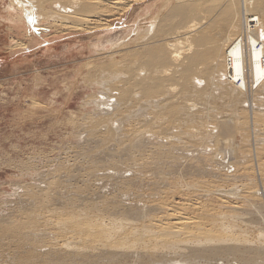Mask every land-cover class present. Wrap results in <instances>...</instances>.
<instances>
[{"label":"bare ground","instance_id":"bare-ground-1","mask_svg":"<svg viewBox=\"0 0 264 264\" xmlns=\"http://www.w3.org/2000/svg\"><path fill=\"white\" fill-rule=\"evenodd\" d=\"M16 1L19 3L20 6L23 7L22 9L24 12H27V13L34 12L38 16L42 15L44 16V18L46 17L47 19L52 18L53 19L52 21L58 22V25L60 22L62 26L67 25L68 27L67 26H64V27H67L68 29L71 28V30L74 27L75 28L73 30H75L76 28L78 29L79 27L82 28L83 25L85 24L87 25L88 23L91 24L92 21L93 23L94 22L96 23L97 22L96 20H98V18L100 17H108V16L110 17V6L111 5L113 6L118 5V4L125 5L124 0H16ZM128 2L129 0H126V3ZM20 6L19 8H21ZM168 10H169L167 11L168 14L165 13L166 15L164 14L163 17L162 16L159 17L161 18V20H159L158 18H155L156 16L152 18L153 20L151 19L152 23L149 25V27L144 32L143 36H141L138 41L131 40L132 41L130 45L131 47L130 48L127 47L129 48L128 50L126 48V52H125L126 56H124L122 65L121 64L119 65V67L120 66L124 67V70H123L124 72L122 71L123 69L122 67H121L122 69H119L124 73V77L121 76L122 80H117L118 79L117 77L120 76V74L118 75L112 74L111 72H109V70L107 72L104 70L105 73L99 74V76L96 75L98 77L97 79L94 78L96 79V81L92 82L93 85H96L97 83H98L97 85L102 84L103 80L104 81L107 80L106 82H109L111 84L113 83L112 86L110 87H112L113 92L116 91L115 92L116 94L114 93L113 95L112 91L111 93L108 92L110 93V96H107L108 99L104 103L100 101L99 102L96 101L95 98H94L95 101H93L94 99L92 101L91 99H89L85 102V105L87 104L88 106L92 104V102L95 103L96 108H94L93 111L95 112L97 116L91 118L92 121L91 120L89 121L91 123H94V127L92 130L94 131L95 130L94 128L98 126V124L101 122H104V124H106V127L109 124L107 127L108 131H107V128L105 131V134L108 132V134H106L108 136L106 137L105 135V137L107 141L111 140L114 136L115 129L118 128L116 127L118 120L119 122L121 121L122 123V119H123V123H125L123 125H125L129 129L130 135L131 137H133L129 139L136 140L137 142L134 141V143L136 142L135 143L136 145L142 144V143L145 145L147 143L149 144L152 141L154 144L155 155L158 156V158H160L162 155L166 153L165 151H168L169 153L179 151L182 154L183 152L185 153L186 151H188L189 148L190 150L192 148L194 150L196 148H199L202 144H205L211 137L212 138L214 137L213 131L212 129L210 130V127L215 126L217 128L218 134L220 133V131H223V133L225 134V138L230 139V141L234 139L239 140L238 144H236L234 147H231V150L229 149L231 151L230 153L237 156L240 159L239 161H242V163L244 162L245 164H247V162L250 163L253 161L256 163L257 171H258L257 174H258L259 179L260 178L262 179V189L264 190V0H198V2L195 4H192L190 2L187 3V2L181 1L175 4L174 6H171V8ZM173 17L179 20V21L176 20L178 22L176 23L175 18H174V21L177 24L175 25L174 23L175 27L171 26V19H173ZM95 18L96 20H94ZM101 25L103 24L101 23ZM89 27L91 26L89 25ZM149 28H151V30H149ZM119 70L117 71V73L123 74L122 72H119ZM111 80H114L115 82H111ZM109 90H111V88ZM111 94H112V97H111ZM103 96H106V95H103ZM246 105H247V108H246ZM103 114H105L106 116H102ZM210 115H213V116H211L210 118ZM210 120L213 122L212 125L214 126H210L209 130L206 129L207 131H205L204 127L206 124H208V122L209 124L211 123ZM90 127H92V124L90 125ZM112 127H116V128L114 129ZM219 129L220 131H218ZM250 129L252 131V134H251L252 139H253L252 142H254V144L260 145L259 147H256L255 149H253L254 151H252V149H250L251 146H249L250 145L249 144ZM216 136L218 137V135ZM123 138H126V136ZM100 139L99 141H101ZM213 139L214 141L216 139V142L213 141L215 143V144L213 143L214 145L213 149H217V146L215 148V145H217L218 144L217 141H220V140H217V138H213ZM210 140L212 141V139ZM208 142L210 143V141ZM175 143H179V146L174 145ZM209 143H207L208 146H210ZM108 144H110V142ZM218 145H221V144L219 143ZM224 146L226 147V143ZM224 146L222 145V147ZM191 153L192 152L189 153V156ZM92 154L93 153H91V155ZM103 154L104 153H102V155ZM150 154H151V151H150ZM181 154L180 155L177 154L179 158L176 157V159H179L180 162L179 163L174 162L176 163L175 167H172V169L170 168L173 171L171 172V174H176V177H174L171 180L172 182L176 184L170 183V185H173L171 186L172 189H175V190L171 189L173 192L170 191L171 192L170 194H167L169 193L167 192V190L164 191L165 189L160 190L158 188L160 186H165L166 180H168L169 178H172L173 176L172 177L164 176V178L161 177L163 179L162 181L159 175H165L164 173L166 172L159 174V171H157L159 167L156 165L151 169L153 170L156 168L155 171L158 172V174L154 173L152 177L158 178L157 180L158 182H156L157 186L154 187L152 190L158 191V193L156 192V193H152L151 195L149 194L148 195L149 199L147 198V196H145L146 194L143 195L144 193L141 194V196L133 193L134 195L139 196V198L133 199V202H131L130 200L131 204L128 203L129 204V205L127 204L128 208L125 210H122L121 213L119 212L118 214H114L115 212L110 211V212H113V215H111L112 213H110L109 210L103 211L105 210V208L102 206L103 204L100 205L102 207L101 210L99 209V207L98 209L97 208L91 209L87 207L89 208L87 209L86 207L82 206L79 208V210L78 209L76 210V209L65 206L66 207L65 212L68 213L67 215H70L68 217L69 219L65 221L62 226L55 225V223L51 225V227L61 226L59 228L50 227V230H49L48 229L49 226L47 225L48 228H46L47 227L46 226L45 230L48 229L49 231L52 232L55 229V233L57 235L55 237L58 239L59 238H63V240L65 239L64 242L67 244L66 245L64 244V245L66 247H69L70 250H72L70 248L72 246L73 249H75V251L72 250L74 252L72 251L71 252L74 253L75 255H78V257L81 254L82 257H80L79 260L83 262L84 264H86L87 262L94 263L96 261L94 259L100 258V257L101 258L103 257L104 259H107L108 261H112V262L117 261L120 258L135 257V261L136 260L140 261L141 262L140 264H210L209 263V261L211 260L210 257L215 254H219V252H221L220 250L223 251V249L232 250V249H236L239 246H242L244 248L256 247V249L249 248V251L256 250V252L258 253L259 251L260 252L264 251V230L263 229L261 231L259 230L258 233L256 232V230L253 232L252 227L250 228L247 224H244V225L241 224V223H244L243 221H241V223L240 222L236 223L235 220L228 219L229 217L227 215H220L221 214L220 210H219L220 214L215 213L213 209L212 210H203V209L200 210L198 209L199 207H197L196 204H193V202L188 199V192L190 191V194H191V192L194 190L197 191V193L199 192V194L204 192V194H206L207 196L213 195L214 191H216L217 189L218 190L216 192L221 193L222 189H219V188L220 186H222L223 183H225L224 185H226V182H223L220 185L218 184L219 186H216L217 184L209 186L210 185L209 182H212L214 180L209 181L210 179L207 180L206 176H204L206 177L204 178V180L203 179L201 180L202 178L201 176H203L204 174L206 175V173L208 172L207 171L208 167H211V165L205 166L202 164L205 167L208 166L207 169L205 170L204 169L205 167L197 165L196 161L194 163L192 159L191 161L193 162V164H190V161H189V164L186 165L185 162L188 163V160L190 158H188V156H186L185 154L184 156ZM186 154H188V152ZM167 157H168V154H167ZM201 157H204V156H201ZM155 158L157 157H154V159ZM198 158L200 157L198 156ZM208 159L206 158V160ZM149 160L151 161V164H152L153 160H151V158ZM234 160L236 161V159ZM235 161H233V163ZM147 162L148 163H146L147 165L145 167H147L149 164L148 160ZM197 162L199 164L198 160ZM235 163L234 165H232V167L236 165ZM220 164H221V167L222 165H224V163H220ZM220 164H219V167H220ZM241 164H239V167L237 164V166L234 167L233 171L235 172L240 171L239 173L242 172V176H241L242 180L247 181V183L251 185L250 183L254 176L252 174L256 170L253 169L254 167L250 168L249 165H246L247 167L250 168V171L255 170L252 173H250V171L248 170L249 173L246 174L245 173L246 168L243 166L245 164L243 165ZM226 166L227 168L229 167V165H226ZM213 167L215 168L214 170H216L217 166L216 167L213 166ZM227 168L226 170L228 171ZM98 170L96 169V171ZM219 171H217L218 175L221 173V172L218 173ZM139 173L140 172H138L137 174ZM152 173H149V174H152ZM202 173L203 175H201ZM186 174L196 175L197 177L199 178L201 177V178L194 179L196 177H188V176L186 178L185 177ZM198 174H200L201 176L200 175L198 176ZM68 175H70V172ZM103 175H106V173ZM103 175L101 176L99 175V176L102 177ZM120 175H122V172ZM213 175L214 174L212 173V176ZM220 176H223V171ZM95 177H97V175H95ZM113 177H114V173H113ZM117 177L119 176L114 177L115 180L117 179ZM129 177H128V180H129ZM149 177H145V178L148 179ZM232 177H235V176H232ZM130 178H131L130 181H132L133 177L131 176ZM152 179H150L151 182L153 181ZM205 179L209 182H207ZM239 179L241 178L239 177ZM97 180H99V178L96 179V181ZM227 180L229 179H226V181ZM232 180H234V178ZM119 181H120V177H119L118 182ZM231 182H228V184ZM241 182L239 183L240 185H241ZM49 183L51 184V181ZM94 183L99 185L97 189L98 193L100 191L99 190L100 188L104 189L106 187L104 183L99 184V183H96L95 180L93 181V184ZM145 183H142V184H145ZM149 183L150 182H148V184L146 185L149 186ZM232 183H235V182H232ZM214 186L217 187L216 190ZM121 187H123V185ZM138 187H140V185ZM244 187H249V186L248 184H246L243 186V188ZM133 189L129 188V190H133ZM248 189L249 188L243 189L244 192H246L247 197L246 196L239 197L236 193H233L234 187L230 190L231 192L229 193H233L232 196L237 197L241 201L242 200H244L245 202L246 200L252 201L251 199L253 198L254 191L250 192L249 191L250 189L249 190ZM105 191H106V188H105ZM120 192L122 193V190ZM135 192L137 191L135 190ZM100 193L102 194V191ZM163 193L166 194V197L168 195H171L172 197L171 203L169 202L164 203V199L166 197L165 198L162 197L165 195V194L163 195ZM223 195L224 196L222 195L219 196L218 197L219 199L216 198V200L217 201L220 200L218 201V203L226 207L225 205H227V203L230 202L231 196L228 195L227 192L223 193ZM62 196L64 195L62 194ZM155 196H157V198H155ZM176 196H178L177 198L182 203L174 202V200H176ZM161 197L163 199H161ZM22 198L24 199V197ZM214 198H215V195H214ZM46 199L48 198H45V200ZM159 199L161 201L163 200L162 203H159L158 201H156ZM197 199L199 200L200 198L198 197ZM155 202H158V203H155ZM46 203H50V202H46ZM251 203H253V201ZM106 205L107 204H105V207ZM216 205L218 206V204ZM42 207L43 206H41V208ZM235 208H239V207H235ZM235 208L232 207V209H235ZM41 210H44V209H41ZM51 210L49 211L51 212ZM257 210L258 209H256V211ZM33 212H31V214ZM44 212L42 213L43 215H44ZM28 216L30 217V214ZM32 220L31 222L24 224L23 226L26 228L29 227L28 229H31V227L38 229V227H36L37 226L36 222H33ZM47 221H50V219ZM41 225L39 226L41 227ZM41 232H43V230H41ZM33 233L38 234L40 236H45V237L51 236L50 233H46L42 235L39 234L38 231L37 232L33 231ZM60 234H63V235L61 236ZM68 234L69 236H67ZM250 234L251 235L255 234L256 236L254 235L252 237ZM38 235L36 236L38 237ZM32 237L33 236H31V238ZM13 238L11 237V239ZM32 239L35 240L37 238L35 239L32 238ZM59 240L60 242L58 241L56 242V240L55 242L57 244L63 243L61 239ZM44 241H45V238L41 242H44ZM50 241L52 240L50 239ZM47 242L45 241L44 243H47ZM57 244L53 245L52 249L53 248L56 249L59 246V244L58 246ZM47 246L48 245H46L45 247L46 249L51 247L50 245L49 247ZM61 252L63 253V251ZM64 252L67 253L68 251L67 252L64 251ZM96 252H98V254H96ZM200 255L201 256L209 255L208 256L209 258L203 259L199 257ZM30 258H28V260ZM212 258H213L212 260L215 259L214 256ZM35 259H31V260H35ZM201 260L204 263L203 262L201 263L200 262ZM120 262L121 261H119L118 263Z\"/></svg>","mask_w":264,"mask_h":264},{"label":"rangeland","instance_id":"rangeland-1","mask_svg":"<svg viewBox=\"0 0 264 264\" xmlns=\"http://www.w3.org/2000/svg\"><path fill=\"white\" fill-rule=\"evenodd\" d=\"M181 1L187 2V3L190 2L192 4H195L198 2V0L196 1L191 0L193 2H191L190 0H129V2L126 3V0H124L125 5H121V4L114 5V6L111 5L113 8L110 6V17L109 16L100 17L98 18V20H96L95 18L94 20L97 21L96 23L95 22L93 23V21L91 22L92 25L88 23L91 27H89L88 24L87 25L85 24L83 25L82 28L81 27L78 28L80 30L76 28L78 30L77 31L76 29L73 30L75 27L72 28L71 30V28L69 29L67 28L68 27L67 25H64L67 27L62 26L60 22H59V25H60L59 26L58 22L52 21L53 20L52 18H49V19H47L46 17L44 18V16L42 15H41L42 17L40 15L38 16L34 12L32 13L24 12L22 9L23 7L20 6L16 0H0V264H61V263L62 264H84L83 262L79 260L80 257H82L81 254L78 257V255H75L74 253H72L75 251V249H73L72 246L70 248L74 251L70 250L69 247L65 246L67 244L64 242L65 239L63 240V238H59L63 241V243H58L59 244L58 246L56 242L57 241L60 242V240L55 237L57 236L55 233V229L52 232L49 231L53 223H55V225L62 226L64 222L69 219L68 217L70 215H67L68 213L65 212L66 207L73 208L76 210L77 209L79 210V208L82 206L86 208L89 207L91 209H95V208L98 209L99 207V209L101 210L102 207L100 205L103 204L102 206L105 208V210L103 211H107V210H109V212L113 211L115 212L114 214H118L119 212L121 213L122 210H125L128 208L127 206L131 204V202H133V199L139 198L141 194L143 193H144L143 195L146 194L145 196H147L148 198L149 194L151 195L152 193H156V192L158 193V191L152 190L154 187L157 186L156 182H158L157 181L158 178L152 177L154 173L158 174V172L155 171L156 168L153 169L154 171L151 169L156 165L159 167L157 169V171H159V174L166 172L164 173L165 175H159L160 178L161 177L164 178V176L166 177L173 176L172 178H169L168 180H166L165 182V186L167 185L166 187L160 186L158 189L160 190L165 189L164 191L167 190V192H169L167 194H170L171 193L170 191L175 190V189H172L171 187L173 185H170V183L171 184L174 183L171 180L174 177H176V174H171V172H173L171 169L172 167H175L176 163L174 162H177V163L180 162L179 159H176V157H178L177 154L180 155L181 152L175 151V152H172L173 153L172 154V153H169L168 151H165L166 153L162 155L160 158H158V156L155 155L154 144L152 141L149 144L147 143L144 145L142 143V144L136 145L135 144L137 142L136 140L132 139L133 140L132 141L129 139L133 137H131L129 129L125 125H123L125 124L123 123V119H122V123L121 121L119 122L118 120L117 125H116V127L118 128L112 127L114 129L116 128L115 129L116 132L114 131L113 138L107 141L106 137L108 135L106 134H108V132L105 134V131L109 124L106 127V124H104V122H101L98 124V126L95 125L96 127L94 128L95 130L93 131L92 129L94 127V123H91L89 121L90 120L92 121L91 118L97 116L95 112L93 111L94 108H96L95 103L92 102V104L94 105L93 107L92 104H90L91 106L90 105L88 106L87 104L85 105V102L89 99H91L92 101L94 98L98 102L100 101L104 103L107 101L108 99L107 96H110L111 91L113 92L112 87H110L112 86L113 83L111 84L109 82H106L107 80L106 81L103 80L102 84L97 85L98 84L97 83L96 85H93L92 82L96 81V79L98 78L97 76H99V74L105 73L104 70L106 72L109 70V72L115 75L120 74V76L117 77L118 78L117 80H122L121 76L124 77V73H123L124 67L122 66L119 67V65L120 64L122 65L124 56H126V53H125L126 48L131 47L130 45L133 40L138 41L139 38L143 36L146 29L152 23V20H153L152 18L156 16L155 18H158L159 20H161V18L159 17L161 16L163 17L165 13L168 14L167 12L169 11L168 9H170L171 6H174L175 4ZM19 6L21 8H19ZM174 18L175 17L171 19L172 27H175V25H177L176 23H178L177 21H179L175 18V21L177 20L175 23ZM101 23L103 25H101ZM92 26L94 27L97 26L98 28L97 27L94 28ZM149 30H151V28H149ZM129 48H127V50ZM119 69H122L123 72ZM118 70L119 72H122L123 74L117 73ZM95 72H97L98 74ZM111 82H115V81L111 80ZM101 86L102 87L104 86L105 89L104 87L102 88ZM110 88L111 90H109ZM115 92L116 91L113 92V95ZM103 95H106V96H103ZM111 97H112V94H111ZM95 99L93 101H95ZM246 108H247V105H246ZM102 116H106V115L103 114ZM211 116L213 115H210V118ZM210 122H211L210 124L208 122V124L205 125L204 127L205 131H207L206 129L209 130L210 126H214L212 125L213 122L211 120ZM90 123L92 124V127H90L91 125ZM87 124L89 127L87 126ZM211 129L213 131V136H214L213 138H217V140H220V141H217V143L218 144L220 143L221 145H218V144L215 145V148L217 146V149H213L214 147L213 143L216 142V139L214 141V139L211 137L210 139H212V141L210 139L208 140L210 141V143L207 141L205 144H202L199 147L200 149L196 148L194 150L192 148L190 150L189 148V150L187 149L188 151H186L185 153L183 152L181 155L184 156L185 154L186 156H188V158H190L188 160V163L185 162L186 165L189 164V161H190V164H193V162L195 163L196 161V164L200 166H203V165L210 166L211 165V167L207 166L208 172L207 171L206 172L208 174L206 173V175L205 174L203 175L202 173L201 175L203 176L198 174V176L200 175L202 177V178L200 177L201 180L202 179L204 180V178L206 177H207L206 178L207 180L210 179L209 181L214 180L212 182H209L205 179L207 182L210 183L209 186H212L215 184H217L216 186H219L223 182H226V185H224L225 183H223L222 186H220L219 189H222L221 193L216 192L218 189L216 186H214L215 190L216 189L217 190L214 191L213 195H208V196L204 194V192H202L203 194L202 193L199 194V192L197 193V191L195 190L192 191L193 190L192 189L191 191L193 193L191 192L190 194V191L188 192V199L191 200L193 204H196L197 207H199L198 209L200 210L202 209L212 210L213 209V211L217 214H220L221 212L220 215H227L229 217L228 219H233L236 221V223H239V222L241 223V221H243L244 223H241L242 225L247 224L250 228L252 227L253 232L256 230V232L258 233L259 230L260 231L262 229L264 230V219H263L264 218V190L262 189V179L261 178L259 179L258 174H257L258 171H257L256 163L253 161L250 163L247 162V164H245L244 162L242 163V161H239L240 159L237 156L230 153L231 147H234L236 144H238L239 140L234 139L230 141V139L225 138V134L223 133V131H220V129L218 131H220L221 134L220 133L218 134L217 128L215 126L210 127V130ZM107 131H108V128H107ZM251 134H252V131L250 129V140H249L250 145L249 146H251V148L250 147L249 148L252 149V151H254L253 149H255L256 147H259L260 145L254 144V142H252L253 139H252ZM122 135L123 137L126 136V138H123ZM216 135H218V137ZM98 138L99 139L101 138L100 139L101 141H99ZM134 141L136 142L134 143ZM107 142L108 143L110 142V144H108ZM228 142L230 145L228 144ZM207 143H209L210 146H208ZM225 143H226V147L224 146ZM174 145L179 146V143H175ZM222 145L224 147H222ZM114 150L117 152H115ZM150 151H151V154H150ZM187 152L188 154H186ZM190 152L193 153V154L191 153L192 156L190 154L192 158L189 156ZM91 153L93 154L91 155ZM102 153H104L105 155L104 154L102 155ZM167 154L169 158L167 157ZM197 155L200 158H198ZM201 156H204V157H201ZM149 157L151 158V160H153L154 157H157L155 159L156 161L157 160L158 161L156 162L154 159L152 162L155 164L153 163L151 164ZM206 158L207 159L209 158V159L206 160ZM146 159L149 161V164H150V165L148 164L149 168L148 166L145 167L147 165L146 163H148ZM191 159L193 162L191 161ZM234 159H236V161ZM197 160L199 161V164ZM233 161L236 162V163L234 162L236 164L235 166H237L238 164V167H239V164L241 163H242L241 165L245 164L243 166L246 168V172L244 171L246 174L249 173L251 167L252 168L254 167L253 169H255L256 171L255 170H253L255 172L250 171V173L253 172L252 175H254L250 183L251 185H249L247 181L242 180V177H241L242 172L239 173L240 171L239 172L233 171L235 167V166L232 167V165H234ZM163 163H165L166 165ZM220 163H224V165H222L221 167ZM219 164H220V167H219ZM226 165H229L230 168L229 167L227 168ZM246 165H249L250 168L247 167ZM213 166L215 167L217 166L216 170H214L215 168ZM225 166L228 169V171L226 170ZM207 167H205L204 169L206 170ZM96 169L97 170L99 169V170L96 171ZM212 170H214L215 172ZM68 171L70 172V175H68L69 174ZM120 171L122 172V175H120L121 174ZM141 171L142 172L144 171L143 172L144 175ZM217 171H219L218 173L220 172L221 173L218 175ZM222 171H223V176H220L222 174ZM136 172L137 173L140 172V173L137 174ZM105 173L106 175H103ZM113 173H114V177L115 176L120 177V181H119L120 183L118 182L119 177H117V179L115 180V178L113 177ZM149 173H152V174H149ZM212 173L214 174L213 176H212ZM94 174L97 175V177H95ZM99 175L100 176L103 175L106 180L108 178L109 179L106 181L103 178V176L100 177ZM129 175L130 177L131 176L133 177L132 181H130L131 178L129 177ZM142 176L144 178L150 176L148 178L149 181L146 178L144 179ZM187 176L196 177L194 179L199 178L196 175H192V174H186L185 177L187 178ZM232 176H235V177H232ZM128 177H129V180H128ZM141 177L144 179L146 183L143 181ZM239 177L241 179H239ZM95 178L96 179L99 178V180L96 181ZM134 178L135 180L136 179L137 180L135 181ZM162 178L161 180L163 181ZM233 178L234 180H232ZM150 179H152L153 181L151 182ZM226 179H229L227 180L228 182L232 181L237 184L231 182L229 183L230 184L229 185ZM49 180L51 181V184L49 183L50 182ZM94 180L96 183H99V184L104 183V185H106L105 187L106 191H105V188L104 189L100 188L99 189L100 191L98 193L97 189L99 185L95 183L93 184ZM216 180L220 181L221 183ZM239 181L241 182V185L239 184L240 183ZM148 182H150L149 186L146 185L148 184ZM118 183L119 185L122 184L123 187L125 188L121 187L122 185L119 186ZM142 183H145V184H142ZM48 184H50L51 186ZM242 184L244 185L248 184L249 187H244V188H249L250 190L249 189L248 190L250 192L254 191L253 198L251 199L253 203H251L252 201H249V200H246V202L244 200L241 201L237 197L232 196L233 193H236L239 197L246 196V192H244L243 190L244 185ZM139 185L140 187H138ZM233 187H234V192L229 193L231 192L230 190ZM129 188L133 189L134 191L129 190ZM121 190H122V193L120 192ZM135 190L137 192H135ZM101 191H102V194L100 193ZM225 192H227L228 195L231 196L230 202L227 203V205H225L226 207L218 203V201L220 200L218 201L216 200V198H218L219 196L221 195L224 196L223 193ZM44 193L46 196L44 195ZM118 193H120L122 196ZM133 193L139 196L134 195ZM165 193H163V195ZM62 194L64 196H62ZM128 195L130 197L132 195L134 196H132L131 197L132 199H131ZM214 195H215V198H214ZM44 196L45 198H48V199L45 200ZM168 196H167L168 199L166 197V194L162 196L163 198L166 197L165 199L167 200L166 201L164 199V203L172 202L171 195H168ZM22 197H24V199ZM162 197L161 199H163ZM177 197L178 196H176V200H174V202L182 203ZM198 197L200 198L199 200L197 199ZM155 198H157V196H155ZM156 201H158L159 203H162L163 200L161 201L159 199ZM46 202H50V203H46ZM158 202H155V203H158ZM84 203L86 206L84 205ZM77 204L78 205L80 204V205L78 206ZM105 204H107L106 207L107 206L109 208L112 207L113 209L112 208L109 209L108 207L106 208ZM216 204H218V206ZM41 206L43 207L41 208ZM44 207L46 208V210ZM232 207L233 208L239 207V208L232 209ZM38 208L40 210L41 209H44V210H41L42 211L41 212ZM256 209H258L257 210L258 212L256 211ZM49 210H51V212ZM228 210L231 212H229ZM31 212L33 213L31 214ZM43 212H44V215L42 214ZM113 212H110L112 213L111 215H113ZM29 214H30V217L28 216ZM33 214L35 215V217ZM49 219L50 221H47ZM31 220L33 222H36L37 224L36 227H38V229L32 228V227L31 229H28L29 227L26 228L23 226L24 224L31 222ZM37 221H39L40 223ZM39 225H41V227ZM47 225L49 226V228ZM61 226H58V227L52 226L51 228L53 227L59 228ZM45 227L48 228L49 230L48 229L45 230ZM41 230H43V232H41ZM33 231L34 232L38 231L39 234L41 235L50 233L51 236H46V237L40 236L38 234L33 233ZM36 235H38V237ZM60 235L62 236L63 234H60ZM254 235H251V236L253 237ZM31 236H33L32 238L34 239L37 238V239L33 240ZM67 236H69V234ZM11 237L12 238L14 237L13 238L14 240L11 239ZM28 238L30 239V241ZM44 238L46 242L48 241L47 243H44L45 241L41 242L44 240ZM50 239L52 241H50ZM54 239L56 240V242ZM55 244H57L58 246V247L56 246L57 248L59 247L60 248L59 249L56 248L57 250L54 248L52 249L53 245ZM46 245H48L47 247H49L50 245L51 249L50 248L46 249L45 248ZM243 248L244 247L239 246L236 249H232V250L231 249L230 250L223 249V251L220 250L221 252H219V254L213 255L215 257L214 260H212L213 256L210 257L211 262L209 261V263L210 264H264V251L261 250L263 253L260 251L258 253L256 252V250L249 251V248L256 249V247H249V248H244V249ZM48 250L49 251L51 250L53 252L50 251L51 252L50 253ZM54 251L55 252L58 251V252L55 253ZM61 251H63L64 254ZM64 251L66 252L68 251V252L65 253ZM33 252L36 255L38 254L37 255L38 258L36 255L33 254ZM96 254H98V252H96ZM208 256L209 255L207 256L200 255L199 257L203 259H208L209 258ZM28 258L30 259L28 260ZM23 259L25 260V262ZM31 259H35L36 261L31 260ZM94 260H96L94 263L92 262H87V263L88 264H98V263L99 264H105V263L106 264H113V263L114 264H140L141 263L140 261H137V260L135 261V257L120 258L117 261H113V262L108 261L107 259H104L103 257L95 258ZM119 261L121 262L118 263ZM200 262L202 263L203 261L201 260Z\"/></svg>","mask_w":264,"mask_h":264}]
</instances>
